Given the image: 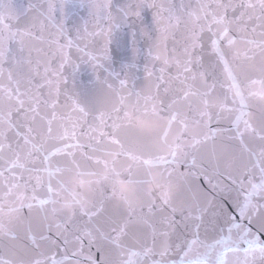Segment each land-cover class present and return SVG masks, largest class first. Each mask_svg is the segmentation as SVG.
Masks as SVG:
<instances>
[{"label":"snow or ice","instance_id":"6c2138e0","mask_svg":"<svg viewBox=\"0 0 264 264\" xmlns=\"http://www.w3.org/2000/svg\"><path fill=\"white\" fill-rule=\"evenodd\" d=\"M0 264H264V0H0Z\"/></svg>","mask_w":264,"mask_h":264}]
</instances>
